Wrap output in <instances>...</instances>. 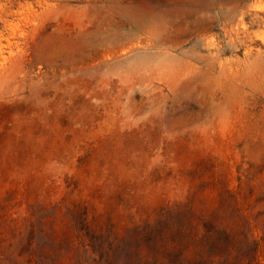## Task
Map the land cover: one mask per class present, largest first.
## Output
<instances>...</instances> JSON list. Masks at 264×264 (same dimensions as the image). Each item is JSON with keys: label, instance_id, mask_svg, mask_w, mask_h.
<instances>
[{"label": "rangeland", "instance_id": "1", "mask_svg": "<svg viewBox=\"0 0 264 264\" xmlns=\"http://www.w3.org/2000/svg\"><path fill=\"white\" fill-rule=\"evenodd\" d=\"M192 236L264 264V0H0V264Z\"/></svg>", "mask_w": 264, "mask_h": 264}, {"label": "trees", "instance_id": "2", "mask_svg": "<svg viewBox=\"0 0 264 264\" xmlns=\"http://www.w3.org/2000/svg\"><path fill=\"white\" fill-rule=\"evenodd\" d=\"M165 240H167V238H165ZM200 241V238L192 236L186 238L183 242H181V240L169 239L168 245L171 247L172 252H175L181 257V260L185 262L184 264H194L196 261L194 256L199 249Z\"/></svg>", "mask_w": 264, "mask_h": 264}]
</instances>
